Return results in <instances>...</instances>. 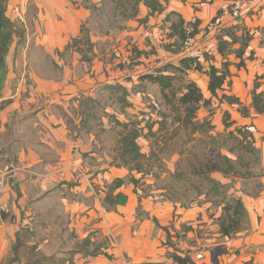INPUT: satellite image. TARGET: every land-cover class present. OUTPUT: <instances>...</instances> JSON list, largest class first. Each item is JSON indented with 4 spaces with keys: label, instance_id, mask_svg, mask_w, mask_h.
<instances>
[{
    "label": "crops",
    "instance_id": "1",
    "mask_svg": "<svg viewBox=\"0 0 264 264\" xmlns=\"http://www.w3.org/2000/svg\"><path fill=\"white\" fill-rule=\"evenodd\" d=\"M75 1L67 0V4L86 2ZM226 2L170 0L167 10L181 13L187 21L201 19L203 34V29L219 9H224L222 23L227 20ZM83 6L77 9V13L86 17ZM69 13L73 16L70 14L68 20L62 21L58 30L51 34L54 42L45 41L48 51L80 36L83 22L71 8ZM148 14L149 8L141 3L138 18H145ZM165 16V13L157 14L144 24L133 19L127 24L134 27L131 33L137 36L145 27L149 34L153 29L155 38L150 37V40L158 47L155 43L159 40L157 29ZM64 36L67 38L65 41ZM124 39L125 35H120L113 40L114 47L122 48ZM138 42L143 43L140 39ZM11 49L9 55L13 59ZM249 49L264 57V48L253 45ZM214 53L219 54L217 48ZM8 66L7 80L0 93V104L4 102L0 106V211L7 215L0 220V263L12 256L17 244L19 252L31 251L25 249L31 245H35L34 251L43 250L47 238L40 237L38 244L28 240L27 236L35 230L40 233L49 227V220H45L49 214V190L60 189L65 196H60L56 209L63 210L67 216L64 220L70 222V230L82 246L73 251L74 256L77 254L74 264H181L174 259L175 255L186 260V264H264V190L257 197L242 195L251 220L248 232L234 238L224 237L218 232L215 235L222 237L221 241L207 245L206 237H199L197 231H193L195 225L189 228L193 224L188 222L189 218L194 219V215L186 212L178 220L175 215L179 211L175 204L154 202L152 197L142 198L140 191L127 180V168L115 166L107 156L106 148H95L93 134L80 132L78 135L74 132V125L78 123L76 114L72 112L75 99L80 93L91 94L90 87H84L80 80L77 84L69 83L65 77L56 81L32 72L34 84L27 89L23 85L25 80L20 78L25 70L16 73ZM257 66L261 70L258 75H264V67ZM231 72L232 84L226 83L219 94L226 92L240 98L250 107L252 116L241 115L237 104L220 103L216 98L214 101L231 112L235 126H248L253 131L264 163V114L257 115L251 107V88L246 85L256 73H243L235 68H231ZM247 73L251 74L248 78L245 77ZM200 79L193 80L200 85L205 97L211 98L207 88L209 77L205 75L202 84ZM27 124L31 130L35 127L34 132H27ZM217 129L223 131L225 126L219 125ZM118 178L125 180L121 186L115 185ZM206 220H195V224ZM198 255L202 257L198 258Z\"/></svg>",
    "mask_w": 264,
    "mask_h": 264
},
{
    "label": "rangeland",
    "instance_id": "2",
    "mask_svg": "<svg viewBox=\"0 0 264 264\" xmlns=\"http://www.w3.org/2000/svg\"><path fill=\"white\" fill-rule=\"evenodd\" d=\"M226 3L230 6L229 2ZM82 5L86 8V17L77 13V9H81ZM118 6L119 1L117 0H86L81 5L72 6L67 4V0H9L7 15L14 22L16 28L10 46L13 59L8 54L7 63L16 73L25 70L24 76L20 78L26 81L23 85L27 89H30L29 85L33 86L34 84L31 77L32 72L39 77H43V75L52 77L56 81L63 80L65 77L64 80L69 83L77 84L80 80L83 81L84 87H90L91 94L80 93V96L75 99L72 112L76 114L78 123L74 125L73 130L78 135L80 132L87 135L93 134L95 148L100 146L102 149L106 148L107 156L112 163L114 157H118L120 154L121 136L119 131H124V129L110 124L111 120L107 115L114 113L116 118L129 121V124L136 122L138 129L141 130V137L137 140L138 144L141 151L149 157L143 160V172L126 167L127 180L129 181L130 177H135L139 181L134 185L140 191L142 198L152 197L154 202L169 201L175 204L174 206L179 211L175 215V217L178 216V220L186 215V212L194 215V219L189 218L188 222L193 223L189 228L197 225V228H192L193 231H197L199 237H206L208 240L207 245H213L221 241L222 238L215 235L220 232V226L217 217L214 215H220V211H216L212 198L199 197L197 191L190 187L191 182L186 181V177L179 176L175 171L179 161H182L180 168L187 172L190 171L191 164L201 161L203 155L209 152V148L205 147V144L209 143L207 141L209 139L206 138L207 140L201 142L199 136L185 133L182 130L172 139L175 129V126H173L172 105L167 103L158 84L141 79L142 74L156 70L167 62L178 64L183 55H173L164 49V44L167 43L165 41L168 40V23L163 21V24L157 29L159 40L155 42L158 46L156 47L150 40V37L155 38V31L152 29L149 34L147 27H145L140 36L131 33V29H134V27L128 26L129 21L123 20L121 16L122 9ZM229 6L227 11H232ZM70 8L75 12L74 15H78L83 22L81 28L88 29L92 40L94 39L95 46L91 64L82 60L80 54L73 49L66 48L75 38H70L68 44L56 45L51 51H48L44 46L47 40H49V43L50 41L51 43L54 42V37L51 34L58 30L62 21H67L68 17L72 15L69 13ZM241 9L238 18L228 15L224 25L242 24L253 35L249 47L258 45L263 49L264 0H253L244 3ZM173 19L177 18L173 17ZM221 24L223 23L220 22L215 25L211 19L207 25L208 28L203 29V34L200 33L195 37L197 49L214 55L216 59L213 63L218 67H222V57L214 53V50L217 48V37L221 35ZM120 35H125L124 42L122 41L123 47L115 48L113 40L119 38ZM135 37H138V39ZM66 39L64 36L63 41ZM139 39L143 42L142 44L138 42ZM143 45H147V47ZM139 51H144L143 53L146 54L139 56ZM250 52L248 48L246 56L250 55ZM229 57L232 61L238 62L234 55ZM254 57L255 60L248 61L245 68L238 70L243 73L252 72V75L256 73L255 78L250 79V83L246 82V85L252 89L254 83L259 82L262 84L259 90H264V75L256 80V77H260L258 73L261 71L257 65L260 64L264 67V57L255 54ZM208 65L209 63L205 62L206 68H208ZM231 68L237 69L235 66H231ZM247 74L245 77L248 78L251 74H248V76ZM205 75L207 74L204 72L192 70L188 72L187 77L192 80L200 77L199 83L202 84ZM236 75L239 76L240 74L236 72ZM178 76L182 77L180 74ZM184 79L182 77L175 81V90L178 94L182 90ZM16 83H19V81ZM109 84H121L128 87L126 88L128 91L126 99L129 106H126L121 99L125 92L108 90L106 86ZM86 97L95 99L88 107V100H84ZM217 100H213L212 106L208 108L202 107L198 111L197 119L202 120L211 114L216 131L223 132L225 129L219 131L217 126L223 124L224 112L228 110L222 108ZM3 103L1 102L0 106ZM243 104L246 105L245 102ZM163 118L168 120V131H161L159 128V123ZM150 126L153 127L152 133L155 136L150 134ZM234 128L235 125L231 129ZM25 129L27 132L32 133L35 127L33 126V130H31L27 124ZM249 159L255 178L237 179L235 183L237 189H245L247 192L253 193L258 190L257 187L260 182L264 184V163L261 159V163L254 165L253 157H249ZM119 162L120 160L117 159L116 163ZM214 177L222 181L226 180L219 174L214 175ZM61 195L64 197L65 193L62 194L60 189L49 190V214L45 219L49 220V227L43 228L44 226H41L43 228L42 232L38 233L35 230L34 233L27 236L28 240L31 242L36 241L38 244H40V237L44 236V240L47 238L48 242L46 244L44 240L42 241L45 244L43 250L37 252L34 251L36 249H32L35 245L26 246L25 249L31 251H21L19 253L20 261H14V253L12 252V256L6 258L0 264H74L73 259L77 258V254L74 256L73 251H78L82 246L79 245L80 242L73 234L74 232L70 230V222L64 220L67 216L63 214V210L56 209ZM204 200H208L210 203H200V201L205 202ZM51 201L58 203L52 204ZM204 212L206 215L203 216ZM195 220H206V222L195 224ZM200 226L203 227L199 228ZM35 260H40V262H34Z\"/></svg>",
    "mask_w": 264,
    "mask_h": 264
},
{
    "label": "trees",
    "instance_id": "3",
    "mask_svg": "<svg viewBox=\"0 0 264 264\" xmlns=\"http://www.w3.org/2000/svg\"><path fill=\"white\" fill-rule=\"evenodd\" d=\"M8 1L0 0V93L7 80L9 67L7 56L16 28L14 22L7 15ZM73 1L76 2L75 0ZM117 1H119L118 7L122 9L121 16L124 21L137 19L141 24H144L157 14H166L163 21L169 24V41L164 44V49L173 55L182 54L183 56L179 59L178 64L167 62L156 70L142 74L141 79L158 84L167 103L172 105L174 114L173 126H175L172 139L181 130L185 131V133L199 136L201 142L207 140L206 138L209 139L207 140L209 143L205 144V147L209 148V152L203 155L200 159L201 161L191 164L189 172L180 168L182 161H179L175 171L179 176L186 177V181L191 182L192 185L190 187L197 191L199 197L212 198L216 211H220V215L214 216L218 219L219 233L222 236L234 238L240 233L248 232L251 229V220L242 195L257 197L264 190V184L260 182L257 187L258 190L251 193L245 189H237L235 181L237 179L248 180L255 178L249 157H253L254 165L261 163V150L255 144L254 133L248 126H235L234 129H231L235 125V121L231 120L229 111L224 112L223 124L225 130L223 132L216 131L211 114L202 120L197 119V117L198 111L202 107L208 108L212 106L214 98L218 99L220 103L237 104L239 106L238 110L243 116H252L250 108L244 105L240 98L226 92L220 95L219 91H223L226 83L228 85L232 84L231 66L241 69L247 66L248 61L255 60V52L253 50L250 55L246 56L250 42L253 40V35L242 24L227 26L221 24V35L217 37V52L222 57V67H218L213 63L216 59L214 55L203 52V61H200L197 57L188 55L186 50H184L186 41L189 38L196 39L195 37L201 33V19L196 18L194 21H187L181 13L168 11L169 0ZM239 1L248 3L253 0ZM141 3L149 8V14L145 18L139 19V6ZM230 7L232 8L231 3ZM223 13L224 9H219L217 15L212 19L213 22L221 18ZM173 17L177 19H173ZM94 45L95 43L91 40L88 29L83 27L81 28V36L73 39L66 48L77 51L81 54L82 60L91 64ZM143 52L139 51V56L146 54ZM90 53L92 55H89ZM230 55H234L238 62L232 61L229 57ZM205 62L209 63L208 68L205 67ZM192 70L204 72L208 75L209 83L207 88L212 94L211 98L205 97L200 85L187 77L188 72ZM178 74L185 78L179 94L175 90V81L182 77H179ZM259 78L262 77H256V80ZM261 85V83L256 82L251 89V106L257 115L264 114V90H259ZM106 88L125 92L121 99L126 106H129L126 99L128 93L126 87L121 84H109ZM84 100H88L87 107L90 106L89 104L92 101H95L93 97H86ZM87 107L86 110L88 109ZM107 116L111 120L110 124L124 129V131H119L121 150L118 157H114L113 164L143 172V160L149 156L141 151V147L138 144L137 140L141 137V130L138 129L136 122L129 124V121H121L114 116V113H110ZM159 126L161 131H168V120L163 118ZM149 132L152 136H155L152 133V126L149 127ZM117 159L120 160L119 163H116ZM216 174L222 175L226 180L222 181L215 178L214 175ZM124 181L118 178L115 180V185L121 186ZM129 181L135 185L139 182L135 177H130ZM239 192H241V195ZM204 201H200V203H210L208 200ZM5 217L7 215L0 211V220ZM18 247V244L14 247V261H20L21 259L19 257L21 252L18 251ZM174 259L181 264H186L187 262L177 255L174 256ZM34 262H40V260H35Z\"/></svg>",
    "mask_w": 264,
    "mask_h": 264
},
{
    "label": "built area",
    "instance_id": "4",
    "mask_svg": "<svg viewBox=\"0 0 264 264\" xmlns=\"http://www.w3.org/2000/svg\"><path fill=\"white\" fill-rule=\"evenodd\" d=\"M229 3L232 4V11H227L226 13L230 16L238 17L241 14V8L244 5L243 2L239 0H227ZM221 22V18H218L215 22H213L215 25H218ZM197 41L194 38H189L185 43V49L188 55L197 57L200 61H203V51L201 49H197ZM198 258H201V255L197 256Z\"/></svg>",
    "mask_w": 264,
    "mask_h": 264
}]
</instances>
